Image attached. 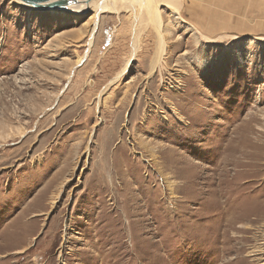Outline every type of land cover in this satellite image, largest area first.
Listing matches in <instances>:
<instances>
[{
  "label": "rangeland",
  "instance_id": "1",
  "mask_svg": "<svg viewBox=\"0 0 264 264\" xmlns=\"http://www.w3.org/2000/svg\"><path fill=\"white\" fill-rule=\"evenodd\" d=\"M178 2L154 68L129 9L77 66L92 10L0 0V264H264V0Z\"/></svg>",
  "mask_w": 264,
  "mask_h": 264
},
{
  "label": "bare ground",
  "instance_id": "2",
  "mask_svg": "<svg viewBox=\"0 0 264 264\" xmlns=\"http://www.w3.org/2000/svg\"><path fill=\"white\" fill-rule=\"evenodd\" d=\"M17 1V0H16ZM58 0H52L51 3L56 2ZM179 0H72L71 3H68L66 6H64L62 8L63 11H72L74 13L77 12H81L83 10H92L94 13V17L92 20V29L90 31V35L88 38V42L86 44V52L84 53L82 59L80 60V62L77 64L80 65L82 62H84L87 59V55L88 52L91 48L92 42H93V38H94V33L97 30V23H98V19L100 17L101 14L103 13H112V12H116L119 10V7L121 8H125V9H129L132 12V16H133V22L137 23L138 21V25L142 24L143 20H147L148 23H150L152 25V27L156 30L157 36L158 38V53L155 59V67H160V63H161V56H162V47H163V35L161 32V20H160V15H159V11L158 8L162 5H167L168 7H170L172 10L174 11H178V2ZM19 2V1H17ZM78 2V3H77ZM21 3V2H19ZM48 2V0H46L45 2H43L42 4H51ZM22 4V3H21ZM24 5V4H23ZM30 9H32V7L29 6ZM145 16V17H144ZM136 26V24H135ZM135 34L134 38H133V49L134 52L137 50L138 47V40H139V36H140V31L139 29L137 30L135 27ZM133 57V55H131ZM132 60V58H131ZM129 59V61H127V63L124 65L122 71L117 74V77L115 78L114 81L118 80L121 76L124 75V73L127 71L129 63L131 61ZM72 77V75H69L68 77V81L70 80V78ZM113 81V80H112ZM99 97V96H98Z\"/></svg>",
  "mask_w": 264,
  "mask_h": 264
},
{
  "label": "water",
  "instance_id": "3",
  "mask_svg": "<svg viewBox=\"0 0 264 264\" xmlns=\"http://www.w3.org/2000/svg\"><path fill=\"white\" fill-rule=\"evenodd\" d=\"M26 6L33 7L37 10L41 11H49V10H58L62 9L64 6L68 4L67 0H58L51 4H42L46 0H17Z\"/></svg>",
  "mask_w": 264,
  "mask_h": 264
},
{
  "label": "snow or ice",
  "instance_id": "4",
  "mask_svg": "<svg viewBox=\"0 0 264 264\" xmlns=\"http://www.w3.org/2000/svg\"><path fill=\"white\" fill-rule=\"evenodd\" d=\"M48 2H49V3H51V2H52V0H48ZM67 2H68V3H71V2H72V0H67Z\"/></svg>",
  "mask_w": 264,
  "mask_h": 264
}]
</instances>
